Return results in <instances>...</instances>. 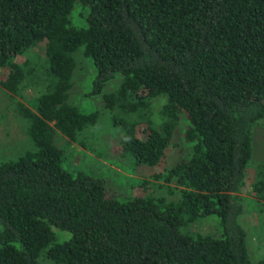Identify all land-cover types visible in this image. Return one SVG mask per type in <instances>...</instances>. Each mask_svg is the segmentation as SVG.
Here are the masks:
<instances>
[{
  "label": "trees",
  "instance_id": "obj_1",
  "mask_svg": "<svg viewBox=\"0 0 264 264\" xmlns=\"http://www.w3.org/2000/svg\"><path fill=\"white\" fill-rule=\"evenodd\" d=\"M81 61L134 165H160L182 123L186 151L152 175L177 199L121 200L62 166L55 133L87 147L101 120L70 96ZM0 85L20 95L35 147L0 163V264H254L239 193L264 119V0H0ZM30 87L37 96L23 94ZM157 96L160 120L145 121ZM251 188L264 200V165ZM209 215L218 236L182 231Z\"/></svg>",
  "mask_w": 264,
  "mask_h": 264
},
{
  "label": "rangeland",
  "instance_id": "obj_2",
  "mask_svg": "<svg viewBox=\"0 0 264 264\" xmlns=\"http://www.w3.org/2000/svg\"><path fill=\"white\" fill-rule=\"evenodd\" d=\"M84 10L76 5L73 19L83 22ZM40 52V48L36 49ZM26 55H30L27 53ZM31 63V60L29 61ZM30 64H28L29 66ZM86 65L81 61L74 71L75 83L70 90L72 100L78 102L83 111L88 112L98 109L101 120L97 127H92L86 138L87 147L80 146L76 141L70 140L60 132L54 136V144L62 151V166L73 174L85 171L95 177L106 181L111 192H117L118 199L124 200L137 195H164L168 200L177 199V192L168 193L166 187H159L153 174L165 166H170L179 156L186 151L187 145L182 140V123L178 124L173 132V145L168 149L164 161L160 165L146 166L134 165L128 158L120 156L117 148L118 132L120 128L114 125L112 114L103 106L100 95H88L91 86V73L86 75ZM119 84V80L110 81L103 89L104 92L112 91ZM26 96H37L34 87L22 91ZM24 96V97H26ZM20 95L14 94L0 85V163L16 159L26 151L35 149L32 139L27 133L29 125L16 109ZM24 100V98H22ZM164 101L162 96L153 98L148 109L140 110L141 117L146 121L150 119L156 123L158 108ZM25 102V100H24ZM26 103V102H25ZM30 106L31 103H29ZM129 115V114H128ZM264 165V119L253 129V156L251 165L247 168L246 185L239 195L242 199L243 212L239 222L247 232V245L251 261L256 264L264 258V200L256 198L251 188L255 167ZM215 215L190 222L182 231L218 236L220 228ZM60 230V229H59ZM61 239L69 236L67 231L56 230ZM39 264H58L53 260L42 257Z\"/></svg>",
  "mask_w": 264,
  "mask_h": 264
}]
</instances>
